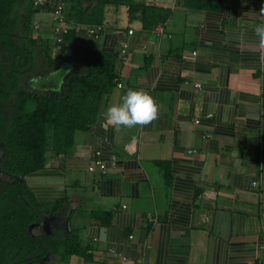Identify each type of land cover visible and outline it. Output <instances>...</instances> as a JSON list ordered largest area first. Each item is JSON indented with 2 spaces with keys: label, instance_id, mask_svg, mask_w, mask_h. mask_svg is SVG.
Listing matches in <instances>:
<instances>
[{
  "label": "crops",
  "instance_id": "1",
  "mask_svg": "<svg viewBox=\"0 0 264 264\" xmlns=\"http://www.w3.org/2000/svg\"><path fill=\"white\" fill-rule=\"evenodd\" d=\"M138 1L168 11L165 22L151 26L130 20L124 6H108L97 40L77 28L79 41L98 51L119 53L125 44L128 59L117 60L119 84L100 96L95 122L75 133L71 150L49 152L44 169L24 178L48 213L32 232H71L85 250L86 259L53 255L45 263L260 260L264 45L254 29L264 23V0H211L205 10L184 0ZM54 21L47 12L34 21L52 55ZM156 27L162 36L151 31ZM128 89L148 92L159 115L150 125L117 130L105 113ZM96 152L104 174L88 171ZM102 227L106 242L99 240Z\"/></svg>",
  "mask_w": 264,
  "mask_h": 264
},
{
  "label": "trees",
  "instance_id": "2",
  "mask_svg": "<svg viewBox=\"0 0 264 264\" xmlns=\"http://www.w3.org/2000/svg\"><path fill=\"white\" fill-rule=\"evenodd\" d=\"M211 2L184 0V5L205 10ZM58 4L68 29L60 34L61 42L54 39L52 55L34 21L36 13L54 17ZM108 6H124L130 20L139 18L151 26L169 15L138 0H44L39 7L33 0H0V264H46L53 255L86 259L73 233L31 231L48 213L24 178L44 169L49 152L68 153L75 133L95 122L100 96L119 84L115 65L120 52L98 51L80 42L77 31L94 26L101 35ZM57 74L60 79L51 82Z\"/></svg>",
  "mask_w": 264,
  "mask_h": 264
},
{
  "label": "clouds",
  "instance_id": "3",
  "mask_svg": "<svg viewBox=\"0 0 264 264\" xmlns=\"http://www.w3.org/2000/svg\"><path fill=\"white\" fill-rule=\"evenodd\" d=\"M260 13L264 15V9ZM261 45H264V23L254 29ZM159 115V105L145 90L128 89L119 104L108 106L105 116L108 125L119 130L121 128L144 127L154 122ZM99 240L107 241V229H100Z\"/></svg>",
  "mask_w": 264,
  "mask_h": 264
},
{
  "label": "built area",
  "instance_id": "4",
  "mask_svg": "<svg viewBox=\"0 0 264 264\" xmlns=\"http://www.w3.org/2000/svg\"><path fill=\"white\" fill-rule=\"evenodd\" d=\"M33 5L35 7L43 6L44 0H33ZM262 9H264V6L262 7ZM62 10H63L62 4H58L55 8V11H54V19L56 22V26L54 27V35H55V39L58 43L61 42L60 34H65L67 32V29H68V27L65 26V17L63 15ZM262 17L264 18V15H262ZM100 31H101L100 27L89 26V27L85 28L86 36L92 37L94 39L99 38ZM153 32H155L159 36L163 35V30L161 27L154 28ZM128 34L132 35V31L129 30ZM119 57H120V60H122L123 62H126L128 59V50H127V46L125 44L122 46V48L120 50V56ZM196 88L199 89L200 85H196ZM98 155H99V153L96 152L95 153L96 157L94 158L93 162L88 167V171L94 172L95 168H98L99 171L102 174H104L107 167H106L105 163H103L101 160H99L97 158ZM248 264H264V257L260 260L249 261Z\"/></svg>",
  "mask_w": 264,
  "mask_h": 264
},
{
  "label": "rangeland",
  "instance_id": "5",
  "mask_svg": "<svg viewBox=\"0 0 264 264\" xmlns=\"http://www.w3.org/2000/svg\"><path fill=\"white\" fill-rule=\"evenodd\" d=\"M62 70H64L63 73H65V74H66V72L69 71V69L67 68L66 65L62 68ZM59 76H62V75L57 74L56 76H54L53 78H51V82H55V83H57V80H58ZM59 79H60V78H59ZM28 109H30V110L33 109V106H32V105H29ZM0 157H1V149H0ZM31 229H32V228H31ZM31 231H32V230H31Z\"/></svg>",
  "mask_w": 264,
  "mask_h": 264
}]
</instances>
